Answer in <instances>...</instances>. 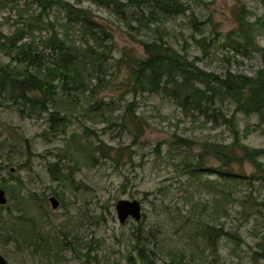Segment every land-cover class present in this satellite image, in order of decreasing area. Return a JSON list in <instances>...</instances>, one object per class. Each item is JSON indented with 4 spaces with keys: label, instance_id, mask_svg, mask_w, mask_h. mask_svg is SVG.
I'll return each mask as SVG.
<instances>
[{
    "label": "rangeland",
    "instance_id": "1",
    "mask_svg": "<svg viewBox=\"0 0 264 264\" xmlns=\"http://www.w3.org/2000/svg\"><path fill=\"white\" fill-rule=\"evenodd\" d=\"M67 1L92 11L110 31L113 59L102 71L104 81L90 80L99 92L96 99L89 91L79 106L63 105L72 120L66 136L50 132L49 114L30 117L0 99V187L8 196L0 208L5 220L0 222V253L10 264H130V256L140 264L143 245L137 239L142 238L158 264H264V182L253 177L258 174L250 163L227 165L210 153L212 145L230 144L236 132L242 144L264 149L260 117L236 113L226 103L217 119L213 113L208 118L192 108L183 110L165 94L128 92L130 64L145 57L141 41L163 39L217 75L231 71L255 77L264 67L258 51L264 49V0H184L185 14L158 22L150 20L147 9L135 17L129 12L125 20L93 0ZM35 9L25 0H0V33L12 34L17 15ZM243 9L254 24L253 44L237 38ZM64 15L54 10L52 20ZM96 102L108 105L90 109ZM132 102L134 114H128ZM140 123L141 135L134 126ZM73 133L84 145L102 147L106 158L88 167L80 152L76 168L66 156V137ZM201 158L202 165L221 169L230 179L218 174L199 178L185 169L186 162L195 166ZM51 164H59L65 174L73 171V186L53 181ZM19 187L27 203L37 199L42 220L35 225L51 239L50 248L41 238L36 246L12 231L9 210L20 199L11 191L17 194ZM120 200L139 201L142 219L120 223Z\"/></svg>",
    "mask_w": 264,
    "mask_h": 264
},
{
    "label": "trees",
    "instance_id": "2",
    "mask_svg": "<svg viewBox=\"0 0 264 264\" xmlns=\"http://www.w3.org/2000/svg\"><path fill=\"white\" fill-rule=\"evenodd\" d=\"M93 1L99 6L113 10L125 20L129 12H134L135 17L136 12L147 9L150 11L152 22H158L162 17L185 14L189 8L184 0ZM25 2L28 7L36 6V9L17 15L19 21L12 34L0 33V56L9 60L4 63L0 59V99H7L21 114H28L30 117L49 114L50 132L56 137L66 136L72 120L70 110L63 105L79 106L82 103L80 97L89 91L96 99L99 92L96 88L90 87V80L95 78L98 83L105 80L102 71L113 59L115 48L113 36L106 27L97 22L92 11L70 1L25 0ZM54 10L65 15L53 21ZM245 10L243 9L238 16L241 29L237 38L253 44L254 24L249 23ZM37 33L46 34L37 37ZM141 44L145 57L133 60L130 64L131 80L128 84H131L132 88L128 89V92L133 95L139 92L165 94L183 110L192 108L208 118L209 114L213 113L216 119L221 114L220 108L228 103L235 106L236 113H243L246 116L258 115L261 123L257 128L264 135V67L255 77L234 74L231 71L225 75H217L200 68L196 59L191 61L187 54L180 53L163 39L141 41ZM258 51L262 54L264 64V49ZM65 97L67 100H64ZM101 105L108 104L96 102L94 105L91 104L90 109L97 106L100 108ZM133 108L134 103H129L127 113L134 114ZM223 117L224 121L228 122V118ZM134 126L136 132L139 131L141 135L143 125L140 123ZM235 134V139L228 145H212L210 153L222 157L227 165L230 162L239 165L250 163L255 169V174H258L253 177L264 182V163L260 161L264 159V149L249 148L240 142L239 133ZM247 137L248 132L244 138ZM66 139H70L68 144L70 149L66 150V156L76 168H80L78 158L80 152L89 163L86 165L88 167L100 164L101 160L106 158L102 147L93 148L89 142L84 145L77 134L73 133ZM185 169L199 178L205 174H218L224 179H230L228 173L224 174L221 169H208L202 165V158L195 166L186 162ZM49 172L53 181L73 186V171L65 174L59 164H51ZM21 190L19 187L17 194L11 191L12 197L15 195L20 199L14 211L9 210L12 231L34 245L41 238L50 248L51 239L38 231L35 225L36 221L42 220V216L35 209L38 206L37 199L32 198L33 203H27ZM1 221L5 220L0 212ZM137 240L139 245H143L138 254L140 264H158L155 253L150 255L146 251V244H143L142 238ZM175 260L177 261V258L174 257L172 263H175ZM129 262L137 264L132 256L129 257Z\"/></svg>",
    "mask_w": 264,
    "mask_h": 264
},
{
    "label": "water",
    "instance_id": "3",
    "mask_svg": "<svg viewBox=\"0 0 264 264\" xmlns=\"http://www.w3.org/2000/svg\"><path fill=\"white\" fill-rule=\"evenodd\" d=\"M53 209H58L59 202L56 197L50 199ZM8 203V196L6 190L0 187V206H5ZM116 211L120 223L124 224L129 218L135 221L142 219V204L137 201L120 200L116 205ZM0 264H10L8 260L0 253Z\"/></svg>",
    "mask_w": 264,
    "mask_h": 264
}]
</instances>
